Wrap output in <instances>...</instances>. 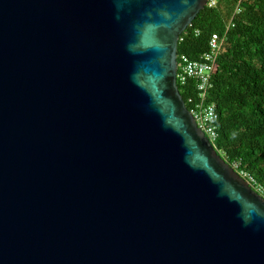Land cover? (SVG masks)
I'll return each instance as SVG.
<instances>
[{
    "label": "water",
    "instance_id": "1",
    "mask_svg": "<svg viewBox=\"0 0 264 264\" xmlns=\"http://www.w3.org/2000/svg\"><path fill=\"white\" fill-rule=\"evenodd\" d=\"M208 1L0 0V264H264L178 87Z\"/></svg>",
    "mask_w": 264,
    "mask_h": 264
},
{
    "label": "trees",
    "instance_id": "2",
    "mask_svg": "<svg viewBox=\"0 0 264 264\" xmlns=\"http://www.w3.org/2000/svg\"><path fill=\"white\" fill-rule=\"evenodd\" d=\"M240 9V13H238ZM212 93L219 115L215 149L230 165L240 163L264 188V0H221L197 16L179 44V57L200 59L214 34L224 35ZM189 111L197 90L178 83Z\"/></svg>",
    "mask_w": 264,
    "mask_h": 264
},
{
    "label": "built area",
    "instance_id": "3",
    "mask_svg": "<svg viewBox=\"0 0 264 264\" xmlns=\"http://www.w3.org/2000/svg\"><path fill=\"white\" fill-rule=\"evenodd\" d=\"M220 1L221 0H209L207 6L211 8L216 7ZM238 13H240V9H238ZM234 26L235 24L233 22L227 26L223 36L214 34L209 43V51L200 59L192 60L185 55L181 57L178 56L177 82L182 86H186L191 81L195 83L198 94L195 100H190L192 104L190 113L214 147L215 142L219 138L218 122L220 117L217 113L216 103L213 100L212 88L214 78L218 71V61L224 42L229 30ZM183 35L180 38V42L183 40ZM231 167L246 180L257 193L264 197V188L260 187L257 181L247 172L241 170L239 162H235Z\"/></svg>",
    "mask_w": 264,
    "mask_h": 264
}]
</instances>
